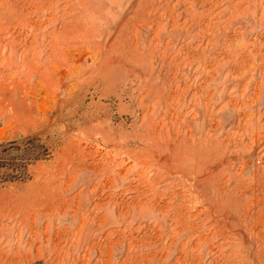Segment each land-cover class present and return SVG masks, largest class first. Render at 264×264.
<instances>
[{"label": "rangeland", "instance_id": "obj_1", "mask_svg": "<svg viewBox=\"0 0 264 264\" xmlns=\"http://www.w3.org/2000/svg\"><path fill=\"white\" fill-rule=\"evenodd\" d=\"M0 264H264V0H0Z\"/></svg>", "mask_w": 264, "mask_h": 264}]
</instances>
